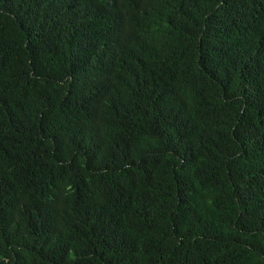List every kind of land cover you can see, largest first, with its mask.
Returning a JSON list of instances; mask_svg holds the SVG:
<instances>
[{"label": "trees", "instance_id": "obj_1", "mask_svg": "<svg viewBox=\"0 0 264 264\" xmlns=\"http://www.w3.org/2000/svg\"><path fill=\"white\" fill-rule=\"evenodd\" d=\"M0 264H264V0H0Z\"/></svg>", "mask_w": 264, "mask_h": 264}]
</instances>
